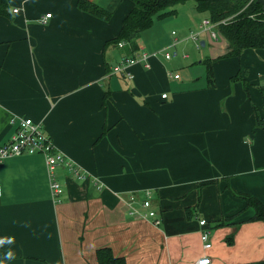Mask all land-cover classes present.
Segmentation results:
<instances>
[{
  "label": "crops",
  "instance_id": "1",
  "mask_svg": "<svg viewBox=\"0 0 264 264\" xmlns=\"http://www.w3.org/2000/svg\"><path fill=\"white\" fill-rule=\"evenodd\" d=\"M88 1L110 17L77 0H10L0 15V145L31 118L82 175L55 168L63 193L53 198L42 154L1 160L0 264H98L100 247L124 264H193L203 255L264 264V223L229 189L264 204V48L218 58L226 40L203 39L198 62L213 59L211 87L206 70L193 80L161 54L148 67L128 64V77L114 71L124 46L107 40L132 2ZM167 40L151 45L141 33L137 51ZM178 43L185 60L186 41ZM147 193L158 224L143 215Z\"/></svg>",
  "mask_w": 264,
  "mask_h": 264
},
{
  "label": "trees",
  "instance_id": "2",
  "mask_svg": "<svg viewBox=\"0 0 264 264\" xmlns=\"http://www.w3.org/2000/svg\"><path fill=\"white\" fill-rule=\"evenodd\" d=\"M132 6L123 17L118 33L107 40V43L117 45L124 42L125 53L132 55L137 51L136 39L141 33L152 26L155 18H162L166 14L174 13L171 8L188 0H130ZM198 11L206 12L211 21H222L216 26L219 34L227 42V51L220 57L238 56L246 48H264V9L256 0H194ZM77 6L101 19L110 17L103 7L88 0H77ZM10 0H0V15H9ZM212 58H205L206 78L208 86L215 85L212 70ZM240 79L235 74L231 80ZM242 80V79H240ZM244 85L246 81L243 79ZM106 94L104 95V99ZM105 127L102 129V133ZM231 193L244 200L245 207L253 209V220L264 223V204L260 199L244 192H237L229 188ZM98 264H124V258L114 256L109 247L96 249ZM255 264V263H251Z\"/></svg>",
  "mask_w": 264,
  "mask_h": 264
},
{
  "label": "built area",
  "instance_id": "3",
  "mask_svg": "<svg viewBox=\"0 0 264 264\" xmlns=\"http://www.w3.org/2000/svg\"><path fill=\"white\" fill-rule=\"evenodd\" d=\"M17 8L13 9V12H16ZM51 13H45L43 16V20L50 17ZM219 22H213L209 17H205L199 22V29L197 32L193 31L187 35V37L197 40V38L201 35V33H205L208 31L213 38H216L219 34L216 26ZM172 33H174L172 31ZM186 37V36H185ZM185 37L183 39H185ZM180 39L174 37L172 41L167 45L163 46L160 51H156L153 54H163L164 58L170 59L179 55V51L175 48L177 42ZM119 47L125 45L124 42H118ZM183 57H186V53L180 54ZM126 56V55H125ZM149 55L146 52L136 51L133 56L128 55L122 58V61L115 65L114 71L121 72L122 70L126 72V76L131 77V74L126 71V66L132 62H136L137 60H142L144 67L150 66L148 62ZM180 77L179 72H175L172 74L173 79H178ZM162 97H166V93L161 94ZM21 153H40L44 156L47 173H48V182L50 187V192L53 198H58L63 193V185L62 183L55 177L54 170L57 167H60L62 164L67 165L76 175V177L81 178L78 169L74 167L73 163L64 160L62 154L57 150L51 138L45 133L42 123L39 121H34L31 118H21L19 119L18 127L15 132L11 135L10 139L0 145V162L4 157H8L11 155H18ZM134 197L130 196V200H133ZM141 205L146 210L143 212L144 216L150 217L153 219L154 224H158L160 222V218L156 217V213L153 209H151V201L149 193H147L146 197L141 201ZM201 225H205L206 221L201 219ZM201 241L203 242L204 248H209L211 242L209 240V230L202 229L200 233ZM193 264H212L211 258L208 255H203L197 258Z\"/></svg>",
  "mask_w": 264,
  "mask_h": 264
},
{
  "label": "rangeland",
  "instance_id": "4",
  "mask_svg": "<svg viewBox=\"0 0 264 264\" xmlns=\"http://www.w3.org/2000/svg\"><path fill=\"white\" fill-rule=\"evenodd\" d=\"M193 3H195L194 0H188L184 3L177 4L171 7L174 8L176 11L174 13L166 14L162 18H155L152 26L144 30L142 32V35L146 40V43L151 45L160 43L161 41H163V39H168V43H165L166 45L163 44V46H167L174 37L183 41L185 40L186 45L184 47V51L187 52L189 55V57L186 58L187 60H182V56L180 55L181 50L180 48H178V42L175 48L179 51V55L167 60H172L169 63V66L171 68H177L179 72H182V74H187V72H189V74L193 77V80H196V76L198 75V73L200 71L205 72L206 67V64L198 62L200 61L199 56L206 49V46L200 45V40L208 39L209 41H213L215 39L210 35L208 31H205V33H201L197 40H193L187 37L190 32H197L199 29V22H201L203 18L207 17L204 12L193 10L191 6ZM172 31L174 33H171ZM219 36L221 35L218 34L217 38ZM184 37L185 39H183ZM195 45L196 47H198V49H196ZM163 46L161 45L160 48L155 49L154 51H150V49H145L140 50L139 52H146L149 55L148 62L150 64V57L156 56L153 53L156 51H160ZM161 56H163V54ZM187 61H190V64H188ZM136 62H140L143 64L142 60H137Z\"/></svg>",
  "mask_w": 264,
  "mask_h": 264
},
{
  "label": "water",
  "instance_id": "5",
  "mask_svg": "<svg viewBox=\"0 0 264 264\" xmlns=\"http://www.w3.org/2000/svg\"><path fill=\"white\" fill-rule=\"evenodd\" d=\"M258 3L262 5V9H264V0H256ZM200 45H204V40H200Z\"/></svg>",
  "mask_w": 264,
  "mask_h": 264
}]
</instances>
